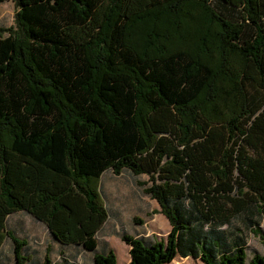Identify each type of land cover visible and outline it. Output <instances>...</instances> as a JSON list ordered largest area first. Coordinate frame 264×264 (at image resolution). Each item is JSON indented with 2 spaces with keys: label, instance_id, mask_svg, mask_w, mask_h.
<instances>
[{
  "label": "trees",
  "instance_id": "trees-1",
  "mask_svg": "<svg viewBox=\"0 0 264 264\" xmlns=\"http://www.w3.org/2000/svg\"><path fill=\"white\" fill-rule=\"evenodd\" d=\"M15 3L17 29L0 28V246L11 239L14 264L18 212L117 264L97 252L107 171L147 175L136 184L171 226L151 243L121 234L128 264H264L232 230L264 219V0Z\"/></svg>",
  "mask_w": 264,
  "mask_h": 264
},
{
  "label": "rangeland",
  "instance_id": "rangeland-1",
  "mask_svg": "<svg viewBox=\"0 0 264 264\" xmlns=\"http://www.w3.org/2000/svg\"><path fill=\"white\" fill-rule=\"evenodd\" d=\"M17 11L15 0H5L0 4V28L4 30V36L17 29ZM148 180L147 175L134 177L127 171L119 176L111 175V172L107 171L99 180L101 195L108 210V220L97 234V252L111 249L117 264H128L130 260L129 246L120 239L121 234L143 238L151 243L166 239L171 230L170 223L161 213L159 204L143 193V187L136 184V182H144L148 187L150 184ZM259 222L258 230L252 229L258 234L250 232L251 230L238 220L232 223L233 231L243 230L248 259L254 254L264 255V219H260ZM6 230L25 242L21 250V256L26 259L24 264H45V257L51 264L61 262L63 259L75 260L77 264H93L90 253L54 242L46 227L24 212L10 215L7 218ZM14 263L13 243L6 236L0 246V264ZM168 264H202V262L200 259L177 256Z\"/></svg>",
  "mask_w": 264,
  "mask_h": 264
},
{
  "label": "crops",
  "instance_id": "crops-1",
  "mask_svg": "<svg viewBox=\"0 0 264 264\" xmlns=\"http://www.w3.org/2000/svg\"><path fill=\"white\" fill-rule=\"evenodd\" d=\"M111 172V171H110ZM111 175H114V174H112V172H111Z\"/></svg>",
  "mask_w": 264,
  "mask_h": 264
}]
</instances>
